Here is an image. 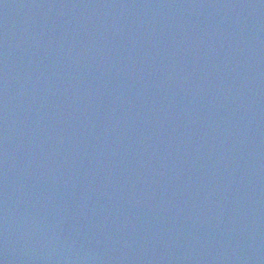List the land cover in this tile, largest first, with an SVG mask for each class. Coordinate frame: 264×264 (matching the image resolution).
<instances>
[{
    "label": "water",
    "instance_id": "1",
    "mask_svg": "<svg viewBox=\"0 0 264 264\" xmlns=\"http://www.w3.org/2000/svg\"><path fill=\"white\" fill-rule=\"evenodd\" d=\"M0 264H264V0H0Z\"/></svg>",
    "mask_w": 264,
    "mask_h": 264
}]
</instances>
